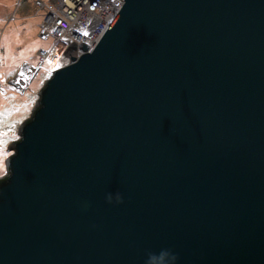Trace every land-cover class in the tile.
Returning a JSON list of instances; mask_svg holds the SVG:
<instances>
[{"label":"water","instance_id":"1","mask_svg":"<svg viewBox=\"0 0 264 264\" xmlns=\"http://www.w3.org/2000/svg\"><path fill=\"white\" fill-rule=\"evenodd\" d=\"M122 1L8 148L0 264H264V0Z\"/></svg>","mask_w":264,"mask_h":264},{"label":"rangeland","instance_id":"2","mask_svg":"<svg viewBox=\"0 0 264 264\" xmlns=\"http://www.w3.org/2000/svg\"><path fill=\"white\" fill-rule=\"evenodd\" d=\"M41 21L34 0H0V178L6 175V161L12 154L8 148L19 139V126L29 118L49 75L43 64L25 90H14L5 82L25 65L40 64L38 51L50 44L40 36Z\"/></svg>","mask_w":264,"mask_h":264},{"label":"built area","instance_id":"3","mask_svg":"<svg viewBox=\"0 0 264 264\" xmlns=\"http://www.w3.org/2000/svg\"><path fill=\"white\" fill-rule=\"evenodd\" d=\"M122 4V0H34L36 13L42 14L40 36L50 40L47 49L38 51L40 66L45 64L50 74L79 57L81 45L91 51Z\"/></svg>","mask_w":264,"mask_h":264},{"label":"crops","instance_id":"4","mask_svg":"<svg viewBox=\"0 0 264 264\" xmlns=\"http://www.w3.org/2000/svg\"><path fill=\"white\" fill-rule=\"evenodd\" d=\"M39 68H40V64L37 67L35 65L27 64L23 69H21L17 73L8 75L6 77L5 82L9 87H11L14 90H18V89L25 90L26 87L28 86L29 81L34 75H36Z\"/></svg>","mask_w":264,"mask_h":264},{"label":"clouds","instance_id":"5","mask_svg":"<svg viewBox=\"0 0 264 264\" xmlns=\"http://www.w3.org/2000/svg\"><path fill=\"white\" fill-rule=\"evenodd\" d=\"M108 199H109V202L112 201V197H111V196H109ZM117 201H118V202H122V200H121V198L119 197V195H117Z\"/></svg>","mask_w":264,"mask_h":264}]
</instances>
